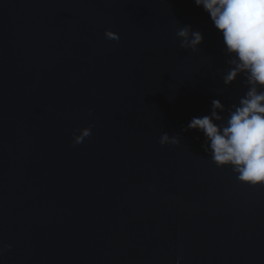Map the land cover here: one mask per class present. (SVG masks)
Segmentation results:
<instances>
[{"label": "water", "instance_id": "water-1", "mask_svg": "<svg viewBox=\"0 0 264 264\" xmlns=\"http://www.w3.org/2000/svg\"><path fill=\"white\" fill-rule=\"evenodd\" d=\"M222 48L193 0H0V264H264V185L182 131L246 91Z\"/></svg>", "mask_w": 264, "mask_h": 264}, {"label": "clouds", "instance_id": "clouds-1", "mask_svg": "<svg viewBox=\"0 0 264 264\" xmlns=\"http://www.w3.org/2000/svg\"><path fill=\"white\" fill-rule=\"evenodd\" d=\"M193 2L208 14L222 37L221 51L228 65L222 71L224 85L242 77L246 91L227 108L220 99H212L209 113L192 117L182 131L202 133L204 153L217 167L229 166L238 181L264 185V0ZM103 34L106 39L119 40L110 29ZM176 36L185 50L196 51L203 41V34L190 25L179 28ZM90 135L89 126L74 129L72 143L80 144ZM179 142L167 132L159 139L161 145ZM175 264H181L179 257Z\"/></svg>", "mask_w": 264, "mask_h": 264}]
</instances>
